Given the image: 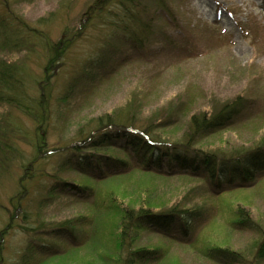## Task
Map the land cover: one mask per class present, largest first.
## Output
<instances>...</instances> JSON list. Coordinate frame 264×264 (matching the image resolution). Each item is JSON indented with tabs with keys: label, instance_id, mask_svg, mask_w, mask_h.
Segmentation results:
<instances>
[{
	"label": "trees",
	"instance_id": "trees-1",
	"mask_svg": "<svg viewBox=\"0 0 264 264\" xmlns=\"http://www.w3.org/2000/svg\"><path fill=\"white\" fill-rule=\"evenodd\" d=\"M19 1L0 0V106L8 108L0 114V179L6 176L16 186L1 230L9 233L19 228L29 235L12 263L63 264L70 260L69 264H88L83 261L88 256H78L85 252L108 264H178L170 258L173 246L194 248L223 264L263 261V225L250 210L228 199L264 180V135L248 145L213 149L196 145L202 137L238 120L247 106L243 96L213 112L189 113L180 137L167 129H173L180 119L177 113L186 103L182 98L178 112L170 106L163 115L153 113L142 121L135 117L143 108L132 101L78 127L59 148H47V129L53 110L54 119L58 115L57 104L69 105L71 94L93 89L96 81L102 82L119 67L128 51L149 55L158 36L169 44L167 32L157 26V12L167 9V0H91L76 22L64 24L56 40L49 29L60 18L58 14L28 21L14 9ZM90 29L103 33L94 42V52L79 57L76 48ZM20 52L21 59L7 58ZM34 56L40 67L37 73L28 63ZM61 75L68 81L64 92L57 94L56 81ZM18 113L32 126L18 120ZM155 120L158 124L152 127ZM13 134L28 141L29 155L21 152L16 141L11 142ZM54 151L67 154L62 169L76 178L55 177L54 168H47ZM138 177L145 183L136 187ZM46 179L51 183H44ZM119 179H134L129 197L111 188ZM173 180H182V184L180 190L172 185L169 195L166 188ZM36 184L42 191L39 206L55 193H66L87 201L89 208L58 222L41 219L30 207ZM222 214L228 216L226 227L252 232L247 252L204 240V232ZM42 235L64 238L69 247L59 250ZM146 236L151 237L145 240Z\"/></svg>",
	"mask_w": 264,
	"mask_h": 264
},
{
	"label": "rangeland",
	"instance_id": "rangeland-1",
	"mask_svg": "<svg viewBox=\"0 0 264 264\" xmlns=\"http://www.w3.org/2000/svg\"><path fill=\"white\" fill-rule=\"evenodd\" d=\"M89 1L91 0H20L14 4V9L28 21L57 13L60 18L49 29L51 37L56 40L61 36L64 24L76 22ZM157 19V26L164 28L171 38L169 44L166 38L158 36L152 41V53L147 57L141 58L133 51H128V56L120 61L119 67L109 72L102 82L96 81L93 89L82 93L74 92L69 105L57 104L60 108L58 115L54 119L53 110V121L47 129L48 149L59 148L78 127L86 126L89 122L94 123L98 116L132 101L137 107L143 108L135 117L139 121L153 113L163 115L170 106L178 112L182 107L181 102L185 101L183 110L180 114L177 113L180 119L175 127L167 129L177 132L180 137L185 133L182 131L186 127V115L198 110L213 112L219 105L231 102L241 95L247 106L239 114L238 120L221 129L222 131H214L202 137L196 144L197 147L213 149L227 144L248 145L252 139L264 135V0H167V9L159 10ZM102 31L90 29L80 40L76 48L79 57H86L94 52V42L99 40ZM66 32L70 34L68 30ZM21 56V52L12 53L7 58L17 60ZM36 60L34 56V61L30 60L28 63L37 73L40 67ZM67 81L68 77L65 78L64 75L57 79V94L64 92ZM52 108L54 109V103ZM7 109L6 106H0V114L6 113ZM17 118L25 122L27 127L32 126L22 114L18 113ZM157 124L155 120L152 127ZM41 127L42 124L37 129ZM43 133L45 134V130ZM10 138L11 142H17L23 154L31 153L32 149L27 140L25 142L15 134ZM66 155L54 151L47 160V168L50 171L54 168L55 177L76 178L73 172L62 169L61 164ZM14 170L18 171L15 166ZM136 179L139 180L133 184L136 187L145 183L141 180L142 177ZM124 180L128 179L116 180L110 186L129 197L130 183L134 179L128 182ZM181 181L173 180L166 188V193L170 195L168 192L173 186L180 190ZM46 182L51 183L50 179H46L44 183ZM260 182L249 191H238L228 201L250 210L254 219L260 221L264 227V180ZM15 189L14 181L6 176L0 179V256L3 259L0 264L14 262L25 247V242L29 240V235L19 228L9 233L1 230L6 219V210L10 208L9 196ZM101 190L104 191L103 186ZM41 195L42 191L36 184L30 195L33 200L30 207L31 210L38 211L41 219L58 222L89 208L87 201L66 193H55L54 198L39 206L37 202ZM103 206L107 208L109 203L105 201ZM220 213L222 212L218 214ZM227 217L226 214L219 216L204 232V240L210 239L247 252L253 238L252 232L226 227L224 223ZM33 221L31 219L30 223ZM148 237L151 236H146L145 240ZM41 238L57 244L59 250L69 247V242L64 238L59 240L57 236L44 235ZM80 255L88 256L83 259L88 264H108L97 255L90 256L85 252L78 256ZM170 258L172 261L178 260V264H223L189 247L173 246ZM68 262L71 263L70 260ZM227 264H264V260Z\"/></svg>",
	"mask_w": 264,
	"mask_h": 264
}]
</instances>
